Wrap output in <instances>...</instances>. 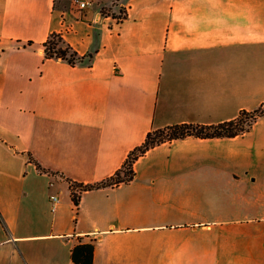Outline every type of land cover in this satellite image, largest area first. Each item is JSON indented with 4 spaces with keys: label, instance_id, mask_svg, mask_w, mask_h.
Wrapping results in <instances>:
<instances>
[{
    "label": "crops",
    "instance_id": "obj_1",
    "mask_svg": "<svg viewBox=\"0 0 264 264\" xmlns=\"http://www.w3.org/2000/svg\"><path fill=\"white\" fill-rule=\"evenodd\" d=\"M117 2L120 20L94 2L0 0V264H73L80 240L93 264H264V115L157 145L130 182L74 204L67 177L110 176L151 129L264 102V0ZM54 32L84 59L47 58Z\"/></svg>",
    "mask_w": 264,
    "mask_h": 264
},
{
    "label": "trees",
    "instance_id": "obj_2",
    "mask_svg": "<svg viewBox=\"0 0 264 264\" xmlns=\"http://www.w3.org/2000/svg\"><path fill=\"white\" fill-rule=\"evenodd\" d=\"M103 12V10H102ZM104 13V12H103ZM108 14V13H107ZM114 17H116L113 14ZM118 18V17H117ZM45 56L47 58H62L68 60L72 65L81 62L84 57L80 56L73 47L65 44L63 37L58 33H52L44 43ZM264 115V102L254 109H243L232 119L216 124L203 123H177L162 128L151 129L142 144L133 148L127 155L122 166L110 176H107L93 183H83L66 178L70 183L71 195L76 207H79L81 196L84 191L96 188L114 187L121 183L130 182L134 179L136 172L135 162L150 149L165 142L187 137L214 138V137H235L249 131L253 124ZM30 159L34 161L42 172L53 173L51 169L45 168L31 154ZM94 241L80 240L71 251L73 264H93L94 262Z\"/></svg>",
    "mask_w": 264,
    "mask_h": 264
},
{
    "label": "rangeland",
    "instance_id": "obj_3",
    "mask_svg": "<svg viewBox=\"0 0 264 264\" xmlns=\"http://www.w3.org/2000/svg\"><path fill=\"white\" fill-rule=\"evenodd\" d=\"M61 1L62 4L64 5H68L70 4L71 1L73 0H59ZM78 3H80V0H76ZM92 2H94V4L100 5L101 9L103 10L104 13H108V14H114L116 17H124L125 14V10L124 7H121L118 5L117 0H112L111 4H106L105 0H90ZM111 1V0H110ZM114 8H117V11L114 10Z\"/></svg>",
    "mask_w": 264,
    "mask_h": 264
},
{
    "label": "built area",
    "instance_id": "obj_4",
    "mask_svg": "<svg viewBox=\"0 0 264 264\" xmlns=\"http://www.w3.org/2000/svg\"><path fill=\"white\" fill-rule=\"evenodd\" d=\"M79 2H80L79 4H80L81 8H85L86 6H88V5H90L92 3V1H90V0H80ZM124 17H119L117 19L120 20V19H122Z\"/></svg>",
    "mask_w": 264,
    "mask_h": 264
}]
</instances>
